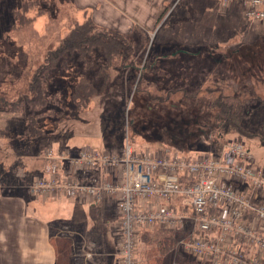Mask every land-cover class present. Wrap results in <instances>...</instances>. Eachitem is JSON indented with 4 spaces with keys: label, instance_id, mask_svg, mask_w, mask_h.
<instances>
[{
    "label": "rangeland",
    "instance_id": "rangeland-1",
    "mask_svg": "<svg viewBox=\"0 0 264 264\" xmlns=\"http://www.w3.org/2000/svg\"><path fill=\"white\" fill-rule=\"evenodd\" d=\"M220 3L230 2L166 0L153 28L139 21L126 26L132 32L123 34L96 25L90 10L80 9L74 0H0V100L15 109L0 104V158L1 143L15 148L6 153L8 160L16 156L46 160L45 148L55 153L82 147L120 150L127 139L136 151L147 148L159 153L175 148L191 160L215 152L205 136L210 124L203 116L210 100L219 96L227 102H241L252 111L241 123L249 133L230 132L220 137L219 146L225 141L242 145L264 174V25L244 21L237 13L231 16L230 10L223 12ZM238 9L242 15L243 8ZM87 20L96 29L115 31L130 40L138 70L108 73L96 53L79 57L73 53L66 68L56 66L48 71L46 92L51 96L46 98V106L28 105L27 112L28 85L46 54ZM185 29L189 35L183 33ZM177 32L188 44L175 42ZM178 49L199 54L170 55ZM114 65L120 63L114 61ZM99 75H103L102 82ZM82 79L93 82L99 91L86 109L75 108L72 99L74 87ZM167 109L174 112L172 119L162 114ZM198 111V119L182 115ZM33 124L43 135L29 136ZM46 199L48 219L67 222L56 230L71 239L74 259L89 254L87 260L97 259L89 264H105L102 256L106 248L115 247L117 230L103 231V222L117 217L116 210L102 208L100 214L96 204L65 197ZM145 254V249L138 250V264H144Z\"/></svg>",
    "mask_w": 264,
    "mask_h": 264
},
{
    "label": "built area",
    "instance_id": "built-area-1",
    "mask_svg": "<svg viewBox=\"0 0 264 264\" xmlns=\"http://www.w3.org/2000/svg\"><path fill=\"white\" fill-rule=\"evenodd\" d=\"M224 1L240 3L244 21L264 25V0ZM161 151H136L127 139L120 150L48 148L45 175L28 191L114 201L119 264H138L139 235L153 227L180 232L175 251L198 264H264V174L250 152L227 141L191 160Z\"/></svg>",
    "mask_w": 264,
    "mask_h": 264
},
{
    "label": "crops",
    "instance_id": "crops-1",
    "mask_svg": "<svg viewBox=\"0 0 264 264\" xmlns=\"http://www.w3.org/2000/svg\"><path fill=\"white\" fill-rule=\"evenodd\" d=\"M74 1L76 6H81L80 9L90 10L92 21L96 25L126 34L132 32L131 28L126 29V26L139 21L148 28H153L162 13V6L166 0H91L90 4V0ZM220 5L223 12L230 10L231 16L237 13V16L242 19L241 11L238 9V6L243 8L240 3H220ZM148 30L146 29L147 32ZM184 32L187 35L190 34L189 29H185ZM181 39L177 32L174 38L175 42L188 44ZM0 137H2V134H0ZM14 149L12 145L7 147L1 143L3 156L0 158V264H55L56 253L50 241L55 231L52 232V227L58 228L67 224V222L53 223L49 220V215L45 213V200H47V197H33L28 191V186L35 178L45 175L46 161L34 159L33 157H28L26 160L22 156L21 158L16 156L14 160L5 158L6 153ZM64 152L66 150L61 151V153ZM67 152L70 153L71 151ZM96 205H99L100 214L103 212L102 208L112 207L115 211V204L112 200H105ZM116 218L104 220L103 231H113ZM107 249L105 255L102 256L104 263L119 264L116 255V244L113 250ZM94 257L92 256L90 260L85 257L82 260L81 258H75V262L76 264H89L92 259H95V262L97 261Z\"/></svg>",
    "mask_w": 264,
    "mask_h": 264
},
{
    "label": "trees",
    "instance_id": "trees-1",
    "mask_svg": "<svg viewBox=\"0 0 264 264\" xmlns=\"http://www.w3.org/2000/svg\"><path fill=\"white\" fill-rule=\"evenodd\" d=\"M98 30L100 29H96L92 25L91 21L87 20L82 25L71 29L64 39L61 40L60 45L55 50L49 51L46 54L44 61L38 67L28 85V92L27 95H25V97H28L27 99L24 98V100L26 99L25 107L27 112L30 111L28 105L32 107L37 106V108L40 109L46 106V98L50 95L48 91L46 92V88L49 87V79L46 78L48 71H53L57 68L56 66H58V68H66L67 62L73 53H76L78 57L79 55L87 56L91 52L96 53L104 60L101 66L105 70H109L108 73L117 74V72L124 68L129 69L132 72L138 70L137 64L133 59L135 47L131 42H129L130 40L128 41L125 36H120L115 31L104 29H101L100 31ZM178 54L194 57L199 54V51L193 53L189 50L178 49L170 55L175 56ZM161 58L164 59L166 56H161ZM114 61L119 62L120 65L117 67L115 65L113 66ZM152 65H154V63H152ZM145 68L147 67H144V70ZM99 76L96 78L100 79L101 77L102 82L103 75ZM98 94L99 91L93 87V82L82 79L81 82L75 85L72 93L75 108L86 109L88 104H90L93 98L98 96ZM0 104L3 106H12L11 110L14 108L13 104H10L3 99L0 100ZM251 112V109L249 108V110H247L241 102H227L219 96L212 98L208 109L204 111L205 116H203L210 124V127L206 128L205 132L207 133H205V136L207 140L209 139L208 142L209 146H212L211 149L217 151L220 147V137H224L230 132L246 136V132L249 133V131L245 130L241 123L242 120L245 119L246 116L248 117ZM166 113L168 117L167 119H172L170 116L173 115L174 112L169 109L162 111V114ZM185 114H187V118H190L189 115L196 116V119L199 118V111L195 113H182V115ZM40 133L42 132L33 124L29 136L38 137ZM213 133L216 135H212ZM172 151L185 156L182 151L175 148L172 149ZM55 228V226L52 227V232L54 230L55 231L50 239L56 253L55 264H76L73 257V245H71V239L57 234V228ZM152 230L157 231L150 232ZM177 232L178 231H161L156 227H153V229L150 230L142 231V235H139L138 245L139 249L143 248L146 250V254L144 255V264H198L195 261L176 253L175 245L181 236V233Z\"/></svg>",
    "mask_w": 264,
    "mask_h": 264
},
{
    "label": "bare ground",
    "instance_id": "bare-ground-1",
    "mask_svg": "<svg viewBox=\"0 0 264 264\" xmlns=\"http://www.w3.org/2000/svg\"><path fill=\"white\" fill-rule=\"evenodd\" d=\"M99 151H100V150H99ZM101 151H102V150H101ZM60 152H61V151H60ZM75 152H76V151H75ZM45 161H46V160H45ZM104 201H105V200H104ZM164 231H165V230H164ZM167 232H168V231H167ZM177 233H179V232H177ZM141 235H142V234H141ZM141 235H140V236H141ZM140 238H141V237H140ZM180 254H181V253H180ZM184 256H185V255H184Z\"/></svg>",
    "mask_w": 264,
    "mask_h": 264
}]
</instances>
